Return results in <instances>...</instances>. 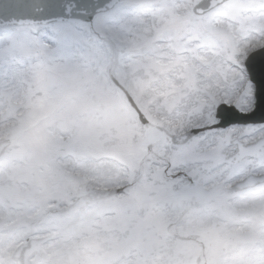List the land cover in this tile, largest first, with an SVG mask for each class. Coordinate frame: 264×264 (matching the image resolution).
Returning a JSON list of instances; mask_svg holds the SVG:
<instances>
[{"label": "snow or ice", "instance_id": "snow-or-ice-1", "mask_svg": "<svg viewBox=\"0 0 264 264\" xmlns=\"http://www.w3.org/2000/svg\"><path fill=\"white\" fill-rule=\"evenodd\" d=\"M0 264H264V0H0Z\"/></svg>", "mask_w": 264, "mask_h": 264}, {"label": "water", "instance_id": "water-1", "mask_svg": "<svg viewBox=\"0 0 264 264\" xmlns=\"http://www.w3.org/2000/svg\"><path fill=\"white\" fill-rule=\"evenodd\" d=\"M258 78H259V75H258Z\"/></svg>", "mask_w": 264, "mask_h": 264}]
</instances>
